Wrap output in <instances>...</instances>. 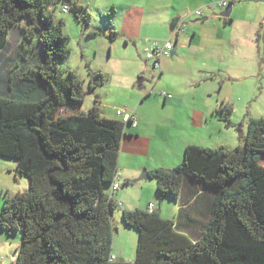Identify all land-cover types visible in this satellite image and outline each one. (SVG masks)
Wrapping results in <instances>:
<instances>
[{
	"label": "trees",
	"instance_id": "trees-1",
	"mask_svg": "<svg viewBox=\"0 0 264 264\" xmlns=\"http://www.w3.org/2000/svg\"><path fill=\"white\" fill-rule=\"evenodd\" d=\"M63 7L89 27L75 0H0V158L14 160L15 173L28 181L24 193L6 195L0 212V230L21 237L14 264H264L263 119L249 122L234 149L189 145L177 175L148 174L161 202L178 201L187 183L209 199L195 234L178 216L126 211L121 220L138 235L135 259L110 261L117 209L111 185L129 124L102 117L97 100L79 112L83 83L60 68L69 37L53 11ZM12 36L18 42L7 58ZM88 36L116 37L99 30ZM90 76L96 82L89 92L106 83L99 73ZM221 113L232 108L223 105Z\"/></svg>",
	"mask_w": 264,
	"mask_h": 264
},
{
	"label": "crops",
	"instance_id": "crops-1",
	"mask_svg": "<svg viewBox=\"0 0 264 264\" xmlns=\"http://www.w3.org/2000/svg\"><path fill=\"white\" fill-rule=\"evenodd\" d=\"M75 1L81 7L84 3H87V0ZM222 1H227L228 6L231 7L230 16L226 20L221 18L225 8H220L219 3H216L215 0H104L101 6L97 7L98 14L107 21L106 25L110 32L115 34V39H121L125 47L132 45L136 51L148 49L151 47L148 42L153 38H157L149 36L159 34L158 39L174 40L173 43L176 46L174 56H177L175 59H172L173 56L160 61L158 76L154 80L151 91L150 88L143 86L146 82L144 80L141 81L140 88L136 85L137 89L143 90L142 94L138 95L141 99L140 106L145 104V101L152 95L159 96L162 102L160 103L155 98L152 102H147L150 106H154L153 109L150 106L143 110L140 106H134L131 109L136 126L134 128L129 125L125 127L120 145L117 160L120 190L113 194V201L121 206L117 207L113 214L115 228H117L115 220L119 216L121 218L123 212L146 211L149 204H152L155 211L154 199H159L156 193V185L153 186V190H155L154 198H152V193H149V201L142 206L139 205V198L136 201L130 198V194L128 196V191L120 193L121 190L139 187L141 193L143 191L141 182L150 183V181H153L143 180V172L149 174L158 169L174 170L182 162L184 149L187 146H207L202 136H200L202 141L190 143L184 138L183 132L180 135H171L170 130L177 125L173 119L166 118V115H163L164 113L186 110L185 123L188 131L194 130L201 133L204 127L227 133L233 130L230 119L227 116L224 117L221 113L220 105H201L199 108L191 107L187 111L182 100L186 97L190 98L187 91L198 89L200 83H207L209 91H205L204 95L212 98V92L217 94L216 85L222 90L226 83H235L238 78L244 79L246 71L243 68L238 69L235 65L236 53L243 46V42L251 38L254 31L258 34V30L259 28L261 30L260 26L263 24V17L261 10L256 11L257 17H250L251 7H255L251 2L250 4H235L234 0ZM191 3L196 4L198 6L197 11L202 13L201 20L198 21L199 24L196 27H190L187 24V10L190 8ZM244 6L249 8H242ZM86 8L88 6H85L84 9L86 10ZM111 10L113 13L105 18ZM175 17H181L177 28L181 32L170 34L168 27ZM237 36H241V45L237 41ZM14 50L10 47L9 52L11 53ZM189 62H193V64L190 65ZM175 76L178 80L177 84H183L185 92L177 91L168 85L169 79L175 78ZM90 81L91 76L89 74L88 84ZM104 85L97 87L93 92ZM161 93L170 95L171 99L162 98ZM197 96L198 94L194 93L192 101L195 102ZM79 112L86 113L81 110ZM157 113L164 117L160 124L153 121L152 116ZM109 119L121 120L116 113L114 117ZM242 129H245V127ZM242 138H244L242 132H240L238 141L233 139L232 134H230L229 142L218 141L217 145H213L217 147H211H223L231 150L241 144ZM176 147L179 148L176 149ZM261 163H264V157L261 158ZM150 192H152V189ZM200 194L199 188L187 183L184 185L178 201H175L177 211L174 219L178 216L179 224L190 234H195L199 230L204 224V217L208 213L209 199L201 197ZM116 212H119V214L116 215ZM114 234H116V230ZM113 258L115 262H125L117 261L114 256Z\"/></svg>",
	"mask_w": 264,
	"mask_h": 264
},
{
	"label": "rangeland",
	"instance_id": "rangeland-1",
	"mask_svg": "<svg viewBox=\"0 0 264 264\" xmlns=\"http://www.w3.org/2000/svg\"><path fill=\"white\" fill-rule=\"evenodd\" d=\"M216 3H220L221 0H215ZM262 3H259V2ZM104 0H87L85 6L87 13L90 17L89 28L83 26L81 22H77L72 15H63L62 9L58 8L53 11L55 22L59 19L63 20V31L69 37L67 42V49L69 54L65 61L60 64L62 72L68 69L73 70L79 80L83 83V90L85 91L84 102L80 107L81 111L87 112L97 100L99 103V111L102 117L112 118L118 111L126 110L131 113V109L134 106H140L138 95H141L143 90H139L136 87V82L139 78L146 81L143 86L150 88L151 91L154 80L157 79L158 70H152V63H146L145 55L148 49L142 51H136L132 45L125 47L121 39H115L108 41L104 36L89 37L88 32L91 30H99L106 34L109 32V28L106 25V20L98 14L97 7L99 8ZM254 4L255 7H251L250 17H257L256 11L261 10L263 17V24L259 28L258 34L253 32L251 38L243 42V46L239 48L236 53L235 65L238 69H244L246 71L244 79L238 78L235 83H226L222 90L218 85L216 93L212 92V98H208L204 95L205 91H209L207 83H200L199 88L195 90L187 91L188 96L183 100L184 108L187 111L191 107L199 108L201 105L218 104L221 107L228 105L232 108V113L227 117L231 121L233 130L225 132L213 128L204 127L201 133L194 130H186L187 112L186 110H175L164 113L166 118H171L176 123V127L170 130L171 135H180L183 132V136L190 143H198L202 141L206 142L207 146L217 147L218 141L226 143L230 141V134L232 138L238 141L240 132L247 133V127L251 120H264V0H234L235 4ZM241 8V7H240ZM249 8V7H242ZM198 6L191 3L190 8L187 10V24L191 27L197 26L198 21L201 20L194 16ZM185 17V18H186ZM149 37H157L151 39L148 43L149 46L154 43H163L165 39H158L159 34H153ZM241 36H237V41L241 45ZM174 41V40H173ZM16 37H8L7 41V53L9 58V44L11 48L15 49L17 45ZM177 58L174 56L172 59ZM190 65L193 62H189ZM92 73H99L106 79V85L97 89L95 92L88 91V75ZM177 76V75H176ZM172 77L169 79L168 85L175 88L177 91H183V84H177L178 80ZM198 94L195 102L192 101L193 94ZM155 98L160 103L161 98L157 95H152L148 98L145 104L140 108L143 110L150 106L147 102H152ZM151 109L154 106H150ZM149 108V107H148ZM156 109V108H155ZM158 111V109H156ZM174 114V115H173ZM153 121L158 124L162 123L164 117L161 114H155L152 116ZM226 117V115H224ZM165 123V121H164ZM245 127V129H242ZM212 133V135H210ZM202 134V135H201ZM202 136V138H200ZM206 146V147H207ZM179 147H176L178 149ZM264 167V163H261ZM16 162L10 159L0 158V212L2 210L4 199L6 195L14 196L27 191L28 181L25 178L18 176L15 173ZM143 191H139V187L134 189H123L122 192H129L130 198L140 199V206L146 205L149 201V193H152L154 198L155 190L153 186L156 182H141ZM152 189V192L150 190ZM155 211L159 213L160 217L167 220H174L177 205L173 199H166L164 202L159 199H154ZM119 212H116L118 215ZM117 223L116 234L113 233L112 237V256L117 258V261H125L133 263L135 259L136 245H137V232L133 229L126 227L120 216L115 220ZM20 235L12 234L8 235L0 230V264H14L16 259V250L20 245Z\"/></svg>",
	"mask_w": 264,
	"mask_h": 264
},
{
	"label": "built area",
	"instance_id": "built-area-1",
	"mask_svg": "<svg viewBox=\"0 0 264 264\" xmlns=\"http://www.w3.org/2000/svg\"><path fill=\"white\" fill-rule=\"evenodd\" d=\"M228 6L227 1H222L219 3L220 8H226ZM61 13L63 15H68V9L66 7L62 8ZM194 16L200 18L202 13L200 11H196ZM180 30H176L175 34L180 33ZM174 49V43L172 40L165 41L163 43H154L151 45L150 49L146 51L145 61L146 63H152V70L160 69V61L163 59H168L171 57V53ZM160 96L164 99H171L170 95L161 93ZM117 116L121 119V121L125 124H129L132 128L136 126L135 119L132 113L127 112L126 110L116 112ZM120 190L119 177L116 176L112 185H111V193H115ZM120 204H117V207H120ZM154 210L152 204H149L147 207V212L152 213ZM110 261H114L112 257Z\"/></svg>",
	"mask_w": 264,
	"mask_h": 264
},
{
	"label": "water",
	"instance_id": "water-1",
	"mask_svg": "<svg viewBox=\"0 0 264 264\" xmlns=\"http://www.w3.org/2000/svg\"><path fill=\"white\" fill-rule=\"evenodd\" d=\"M230 13H231V7L230 6H227L225 8V11L223 12V14L221 15V18H223L224 20H226L229 16H230ZM180 19L181 17H175L171 20L170 24H169V27H168V31L170 34H175L177 28H178V25H179V22H180ZM110 31L107 32L105 34L106 37H108L110 35ZM176 52V46H174V49L171 53V57L174 56ZM92 83H95L96 82V79H92L91 81ZM141 84H137V87L140 88ZM171 176H175L177 175V173L174 171V170H171V171H167ZM142 179L143 180H150L149 177H148V174L146 172H143L142 173Z\"/></svg>",
	"mask_w": 264,
	"mask_h": 264
}]
</instances>
